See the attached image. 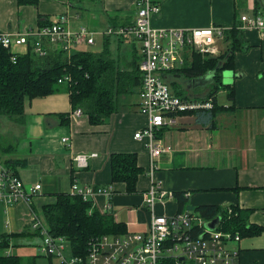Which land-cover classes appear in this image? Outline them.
I'll return each mask as SVG.
<instances>
[{"label": "crops", "instance_id": "0c3cea01", "mask_svg": "<svg viewBox=\"0 0 264 264\" xmlns=\"http://www.w3.org/2000/svg\"><path fill=\"white\" fill-rule=\"evenodd\" d=\"M156 1L161 4V11L152 18L156 27L224 28V36L217 38L220 53L236 49L235 67L228 70L227 76L224 71L221 73L222 83L234 87L235 98L228 97L232 88L217 84L214 86L218 91L209 95L213 87L208 90L207 85L215 82L209 78L215 71L197 76L176 70L164 74L173 92L191 99L216 98L221 109L209 124L199 123L195 114H179L174 123L158 128L155 137L170 149L157 158L154 169L148 148L151 138L135 136L149 119L137 108L123 109L105 123L94 124L84 112L75 114L65 87L64 91L58 89L31 100L20 122L0 115V126L3 122L8 124L6 130L0 128L1 133L11 135L15 142L6 144L0 140V159H22L16 173L26 188L41 184L28 201H0V236L8 235L7 253L22 256L26 264H44L36 260L39 253H25L42 241L32 226L33 214L46 219L45 205L56 203L58 194L70 192L75 181L109 188L108 192L97 194L94 205L124 222L127 232H146L153 212H179L174 196L158 199L154 209L151 207L147 197L153 184L167 193L185 191L192 210L200 205H219L231 212L233 206H238L247 212L248 222L263 229L230 246L239 251L240 264H264V35L255 28L238 26L241 15L264 12V0ZM136 12V0H39L37 6L0 0V31L36 27L40 17L54 20L67 15L72 28L87 25L96 32L95 41L101 47L94 51L108 49L126 69L134 56L141 59V42L132 37L109 36L105 31L132 24ZM236 27L239 40L229 32ZM14 48L25 51V46ZM191 53L186 49L185 65L193 62ZM176 81L181 89L172 85ZM95 152L86 165L75 160L78 153ZM114 152L137 153L143 172L136 193H128L125 182H112L110 158ZM47 257L48 264H59L54 261L56 258Z\"/></svg>", "mask_w": 264, "mask_h": 264}, {"label": "built area", "instance_id": "2783aa9c", "mask_svg": "<svg viewBox=\"0 0 264 264\" xmlns=\"http://www.w3.org/2000/svg\"><path fill=\"white\" fill-rule=\"evenodd\" d=\"M136 5V17L132 24L109 27L105 33L132 37L141 42L140 112L147 114L149 119L135 136L146 135L151 138L148 148L151 167L154 169L157 158L163 151L170 149L155 137L156 130L167 123H174L175 117L181 112L213 106L212 100L191 99L173 92L169 81L164 79V74L186 64V49L203 56L220 54L217 38L224 36L225 32L220 25L190 30L156 27L152 18L161 11V4L156 0H136ZM238 26L240 29L255 28L264 35V13L241 15ZM95 34L87 25L72 28L67 15H62L48 24L0 31V46L14 49L27 46L33 41L35 50L40 55H45L49 47L59 48L71 55L81 44H94ZM15 59L16 56L13 55V60ZM59 82L71 84L73 78L65 74L59 78ZM82 112L81 108L75 109L76 115ZM95 155L96 152L78 153L75 160L80 165H86L88 158ZM40 188L39 183L26 188L16 171L0 161V201H28ZM108 191L109 188L75 181L70 193L82 196L84 200H94L97 194ZM173 196L172 192L167 193L158 184H153L147 200L154 209L156 200ZM207 222L200 212L192 209L172 215L153 212L146 232L94 237L90 240L89 250L85 255L72 252L66 254V237L53 235L48 223L36 214H33L32 226L42 237L39 245L41 254L56 257L59 264H161L165 257L176 259L178 264H240L239 251L230 246L241 240L240 233L217 227L209 230L205 225ZM198 226L204 231L195 233L194 229Z\"/></svg>", "mask_w": 264, "mask_h": 264}, {"label": "trees", "instance_id": "16d2710c", "mask_svg": "<svg viewBox=\"0 0 264 264\" xmlns=\"http://www.w3.org/2000/svg\"><path fill=\"white\" fill-rule=\"evenodd\" d=\"M18 3L37 6L39 0H18ZM43 19L40 17L39 25L57 20ZM229 32L239 40L238 27L232 28ZM108 35L117 38L127 37L116 34ZM34 46L32 41L25 46V51L22 52L15 48L8 49L0 46V115H8L20 122L31 100L53 94L61 85L67 88L73 107L81 108L94 124L105 123L112 114L123 109L137 108L140 111L142 88L140 61L142 57L139 60L134 56L131 66L125 69L120 59L113 58L108 49L94 51L80 48L68 55L59 48L49 47L45 55H40ZM235 49L236 47L218 55L205 56L193 52V62L176 71L192 76L215 71V82L218 85H225L222 83L221 73L234 69ZM13 55L16 56L15 60H13ZM65 74L73 78L71 84L59 82V78ZM225 86L232 88L228 92V97L233 100L235 98L234 87L231 84ZM217 89L216 86L213 87L209 95H214ZM210 99L212 98L202 100ZM212 101L211 108L188 110L181 112L180 115L195 114L199 123H212L215 114L221 109L216 98ZM64 117H67L66 114ZM6 149L9 147L7 146ZM0 161L15 171L16 166L24 162L18 158L0 159ZM110 162L112 182H125L126 191L136 193L138 191L137 182L143 172V168L138 164L137 153L114 152L111 154ZM174 197L179 203V211L191 207L187 204L188 198L185 191H175ZM93 201L84 200L82 196L68 192L58 194L56 203L44 207L45 218L51 233L55 236H65L70 243L72 254L85 255L89 250V242L94 237L105 234L120 236L127 234V225L124 222L117 221L109 212H101ZM193 209L200 212L207 221L220 216L221 220L217 228L237 231L241 238L248 234L258 233L263 229L260 225L248 222L247 212L238 206H233L231 212L228 208L219 205H200ZM199 231L202 232L204 229L201 226L194 229L195 233ZM38 233L41 236L40 232ZM7 236H0V264H26L22 256L7 253L10 248ZM49 257L54 258V256ZM161 264L178 263L172 257H165Z\"/></svg>", "mask_w": 264, "mask_h": 264}, {"label": "rangeland", "instance_id": "374dc122", "mask_svg": "<svg viewBox=\"0 0 264 264\" xmlns=\"http://www.w3.org/2000/svg\"><path fill=\"white\" fill-rule=\"evenodd\" d=\"M96 38H97V37H96ZM83 44H84V43H83ZM99 46L101 47L100 42L95 41V43H94V44H91V45H90V44H88V45H82V44H81V45L78 46L77 49L83 48V49L97 50V49L99 48ZM191 58H192V60H193V55L191 56ZM120 62H121V60H120ZM207 72H208V71H207ZM207 72H205V73H203V74H206ZM224 73H225V72H224ZM185 77H186V76H185ZM209 78L215 80V73H212V74L210 75ZM178 82H179V81H176V82H174L172 85L175 86L177 89H181V87H180L181 84H179ZM214 84H217V85H218V83H215L214 81L211 82L210 84H208V85H207L208 90H211L212 87H215ZM196 87H197V88H198V87L201 88V87H203V86H196ZM59 89H60L61 91H64V90H65V86H64V85H61V86H59ZM222 95H223V92H221V93L219 94V98H220V100H222V98H223ZM7 125H8V124H7ZM7 125H6L5 122H3V123H1L0 128H2L3 130H6V129H7ZM0 140H2L3 143L5 142L6 144H12V143H15L14 140H13V137H12L11 135H4V134L1 133V131H0ZM44 220L46 221V219H44ZM46 222H47V221H46ZM47 223H48V222H47ZM48 225H49V224H48ZM49 227H50V226H49ZM39 249H40L39 246H37V247H31V248H27V249L25 250V253L34 252L36 255H37V253H39V254L37 255L36 260H37L39 263L44 262V264H48V262L50 261V259H49L47 256L42 255ZM65 253H66V254H70V253H71V246H70V243H69V242L66 243V250H65ZM54 258H56V257H54ZM54 261H55L56 263H59V260H58L57 258L54 259Z\"/></svg>", "mask_w": 264, "mask_h": 264}, {"label": "water", "instance_id": "95a60500", "mask_svg": "<svg viewBox=\"0 0 264 264\" xmlns=\"http://www.w3.org/2000/svg\"><path fill=\"white\" fill-rule=\"evenodd\" d=\"M224 72H225V76H227L226 73L228 72V70H225ZM229 73L232 74V71L231 72L229 71ZM220 220H221V217L219 216V217L215 218L214 220L208 221L205 225H206L207 229L213 230L220 223Z\"/></svg>", "mask_w": 264, "mask_h": 264}]
</instances>
